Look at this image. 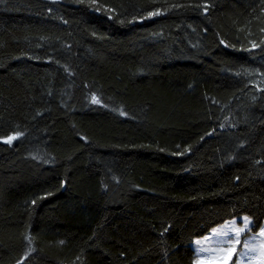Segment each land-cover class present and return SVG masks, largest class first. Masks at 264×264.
Returning a JSON list of instances; mask_svg holds the SVG:
<instances>
[{
	"label": "trees",
	"instance_id": "obj_1",
	"mask_svg": "<svg viewBox=\"0 0 264 264\" xmlns=\"http://www.w3.org/2000/svg\"><path fill=\"white\" fill-rule=\"evenodd\" d=\"M240 214L262 227L264 0H0V264H195Z\"/></svg>",
	"mask_w": 264,
	"mask_h": 264
},
{
	"label": "rangeland",
	"instance_id": "obj_2",
	"mask_svg": "<svg viewBox=\"0 0 264 264\" xmlns=\"http://www.w3.org/2000/svg\"><path fill=\"white\" fill-rule=\"evenodd\" d=\"M9 137L14 139L16 135H8L4 140ZM251 225L252 217L248 214L214 225L194 240L195 264H264V235L260 234L264 222L257 231Z\"/></svg>",
	"mask_w": 264,
	"mask_h": 264
},
{
	"label": "snow or ice",
	"instance_id": "obj_3",
	"mask_svg": "<svg viewBox=\"0 0 264 264\" xmlns=\"http://www.w3.org/2000/svg\"><path fill=\"white\" fill-rule=\"evenodd\" d=\"M11 139H13V137H9V141L11 140ZM246 219V218H245ZM261 235H264V229H261V233H260ZM197 243H199V242H197Z\"/></svg>",
	"mask_w": 264,
	"mask_h": 264
}]
</instances>
